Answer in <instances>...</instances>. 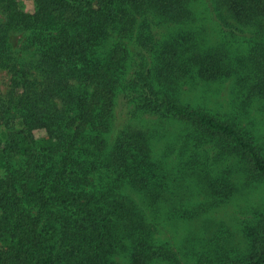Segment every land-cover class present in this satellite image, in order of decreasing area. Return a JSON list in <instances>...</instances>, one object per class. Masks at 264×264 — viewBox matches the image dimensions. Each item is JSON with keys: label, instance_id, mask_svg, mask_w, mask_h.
<instances>
[{"label": "trees", "instance_id": "16d2710c", "mask_svg": "<svg viewBox=\"0 0 264 264\" xmlns=\"http://www.w3.org/2000/svg\"><path fill=\"white\" fill-rule=\"evenodd\" d=\"M35 2V13L25 14L16 0H0V68L14 72L17 85L6 113L20 127L0 148V264H113L107 257L118 242L113 216L119 202L109 196L110 187L140 183L152 171L144 132L127 126L112 148L107 144L118 105L129 117L190 123L199 132L197 149L205 141L230 143L264 177V157L251 140L176 96L189 79L234 78L264 100L258 32L244 39L246 53L233 50L243 27H264V0ZM200 5L220 24L216 46L199 26L205 21L197 17ZM164 26L177 32L165 38ZM15 34L27 36L23 51L31 62H19ZM35 130H45L43 142L51 143L31 142ZM14 157L24 158L18 169L9 165ZM189 161L214 203L232 189L227 179L213 178L210 158L194 153ZM103 181L109 186L98 193ZM248 238V255L223 250L211 263L264 264V218ZM145 263V254L132 255V264Z\"/></svg>", "mask_w": 264, "mask_h": 264}, {"label": "rangeland", "instance_id": "374dc122", "mask_svg": "<svg viewBox=\"0 0 264 264\" xmlns=\"http://www.w3.org/2000/svg\"><path fill=\"white\" fill-rule=\"evenodd\" d=\"M16 1L25 14L37 10L35 0ZM80 1L97 3V0ZM196 12L198 18H205L199 26L206 42L210 46L218 45L222 34L215 16L203 5ZM160 31L168 38L175 35L177 28L164 26ZM243 31L244 37L234 41V51L246 53L248 45L244 39L254 37L257 32L256 40L264 42V27H243ZM26 40L25 34H15L12 38L15 55L21 63L32 60L23 51ZM128 46L132 52L133 44ZM16 86L15 73L0 68V148L20 128L16 119H10L6 113ZM176 96L182 104L234 125L264 157V100L249 95L234 78L189 79L177 88ZM118 107L114 125L105 137L107 144L112 148L118 134L127 126L144 132L148 136L152 171L140 183L121 181L110 187L109 196L119 202L118 212L113 216V235L118 242L107 259L113 264H132V255L139 251L147 257L145 264H212L223 250L240 257L248 255L249 230L264 218V177L254 171L248 158L226 142L205 141L197 149L194 140L199 132L190 123L160 117H129L127 110ZM28 136L34 144L51 143L43 142L48 137L45 130L32 131ZM194 153L211 159L208 169L214 179H227L233 184L216 203L207 183L200 181L202 175L191 169L189 157ZM23 160V157L10 158L9 165L18 169ZM98 185V193L109 186L105 181Z\"/></svg>", "mask_w": 264, "mask_h": 264}]
</instances>
